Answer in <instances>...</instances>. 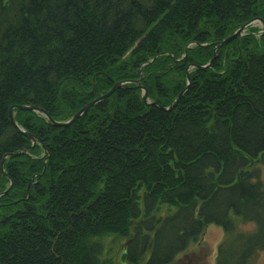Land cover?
Instances as JSON below:
<instances>
[{"label": "trees", "instance_id": "obj_1", "mask_svg": "<svg viewBox=\"0 0 264 264\" xmlns=\"http://www.w3.org/2000/svg\"><path fill=\"white\" fill-rule=\"evenodd\" d=\"M254 18L264 0H0V264H114L109 235L127 264H172L210 225L216 264H258L264 33L215 57ZM113 82L66 127L15 108L35 146L12 122H64Z\"/></svg>", "mask_w": 264, "mask_h": 264}, {"label": "rangeland", "instance_id": "obj_2", "mask_svg": "<svg viewBox=\"0 0 264 264\" xmlns=\"http://www.w3.org/2000/svg\"><path fill=\"white\" fill-rule=\"evenodd\" d=\"M252 27L258 28L260 30L259 31L260 35H262L264 33L262 23L259 20L254 21ZM252 27H249V29H247V31L244 32V34L249 33V32H254L253 30H251ZM139 87H141V86H139ZM147 93H148V90H147ZM92 101H94V100H92ZM91 102H89V103H91ZM30 111H35V110H30ZM35 112H37V111H35ZM47 120H48V118H47ZM48 122H49V120H48ZM26 132L33 135L32 133H30L28 131H26ZM33 136H35L38 139V141L36 142V144H38L40 142V139L36 135H33ZM32 142H33V140H32ZM32 145L34 146V144H32ZM24 153H25V151H24ZM43 156H45V157L47 156L46 155V149H45V152L43 153ZM46 159L47 158L44 159L45 165H46ZM4 165H5V162H4ZM259 167H260V170L262 172V178L264 179V165L260 164ZM29 184H28V187H29ZM12 186H13V182L11 181L10 187L7 188L2 193V195L6 194L11 189ZM27 191H28V188H27ZM253 226L254 225L251 223H243V222L238 223V227L240 230H251L253 228ZM224 236H225L224 230L220 226H217V225L208 226L206 228L205 232L203 233V235L197 241V243L192 244L191 247L185 253L181 254L175 260V262L172 264H216L217 248H218L219 244L221 243V241L224 239ZM126 241H127V239L120 237V236H116V235H109V236L105 237L104 243H105L106 249L104 252V257H109L110 259H112V261H114V264H127L124 261V258L122 257L123 254L125 253ZM257 263L258 264H264V255L259 256V258L257 259Z\"/></svg>", "mask_w": 264, "mask_h": 264}, {"label": "water", "instance_id": "obj_3", "mask_svg": "<svg viewBox=\"0 0 264 264\" xmlns=\"http://www.w3.org/2000/svg\"><path fill=\"white\" fill-rule=\"evenodd\" d=\"M256 20H259L262 22V25H263V29H264V20L261 19V18H256V19H253L251 20L250 22L246 23L245 25H243L242 27H240L233 35L227 37L226 39H224L223 41L219 42V44L217 45L216 47V51H215V57L217 56V51L219 50V48L222 46V45H225V44H228L229 42H231L233 39H235L236 37L238 36H242L244 34V31L247 29V27L251 24L254 23V21ZM214 57V58H215ZM214 58L212 59V61L205 65V66H200L199 68H204V67H210L211 66V63L213 62ZM193 67V66H189L187 68V77H188V85H187V88H185L177 97H176V100L172 103V105L168 108H164L160 105L161 108L165 109V110H172L177 104L178 102L180 101L181 97L185 94V92L188 90L190 84H191V76H190V68ZM123 86V83L121 82H113V87L111 88V90H109L107 93H105L104 95L96 98L94 101H92L91 103L85 105L83 108H81L77 113L74 114V116H72L68 121L66 122H58V121H55L44 109L42 108H39L37 106H34V105H23V106H12L10 108V116H11V119H12V122L13 124L19 128V130L21 132H23L25 135H27L31 140H33V144L35 145L36 142L38 141V139L23 131L17 124L16 120H15V116H14V109L15 108H18L19 110H35V111H38V112H41L42 114H44L49 122L53 125V126H56V127H66V126H69L71 124H73L76 120H78L79 118H81L86 112L87 110L92 107L93 105H95L96 103L102 101V100H105L106 98L110 97L117 89L121 88ZM144 90V100L148 103V104H157L159 105V103L157 102H149L148 101V93H147V89L146 88H143ZM93 94V92L91 93ZM21 153H13L11 154L10 156L13 157V156H17ZM4 162H5V158L2 162V167L4 168ZM5 174V173H4ZM40 175V174H39ZM34 179H35V176L31 179V182L29 184V187H28V191L29 192V188L30 186L32 185V183L34 182ZM7 192V191H6ZM2 195V194H0Z\"/></svg>", "mask_w": 264, "mask_h": 264}, {"label": "bare ground", "instance_id": "obj_4", "mask_svg": "<svg viewBox=\"0 0 264 264\" xmlns=\"http://www.w3.org/2000/svg\"><path fill=\"white\" fill-rule=\"evenodd\" d=\"M91 108V107H90ZM89 110V109H88Z\"/></svg>", "mask_w": 264, "mask_h": 264}]
</instances>
